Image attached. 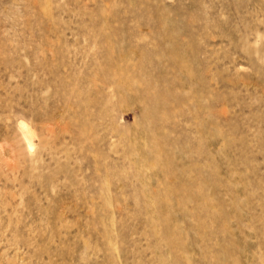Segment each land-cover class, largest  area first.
<instances>
[{"label":"rangeland","instance_id":"374dc122","mask_svg":"<svg viewBox=\"0 0 264 264\" xmlns=\"http://www.w3.org/2000/svg\"><path fill=\"white\" fill-rule=\"evenodd\" d=\"M0 264H264V0H0Z\"/></svg>","mask_w":264,"mask_h":264}]
</instances>
